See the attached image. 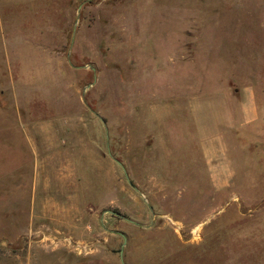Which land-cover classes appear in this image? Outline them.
Returning a JSON list of instances; mask_svg holds the SVG:
<instances>
[{
	"label": "rangeland",
	"instance_id": "rangeland-1",
	"mask_svg": "<svg viewBox=\"0 0 264 264\" xmlns=\"http://www.w3.org/2000/svg\"><path fill=\"white\" fill-rule=\"evenodd\" d=\"M247 85L264 96V0H0V264H264V116L213 182L187 104ZM32 175L74 230L17 215Z\"/></svg>",
	"mask_w": 264,
	"mask_h": 264
},
{
	"label": "crops",
	"instance_id": "crops-1",
	"mask_svg": "<svg viewBox=\"0 0 264 264\" xmlns=\"http://www.w3.org/2000/svg\"><path fill=\"white\" fill-rule=\"evenodd\" d=\"M12 83H14L13 79H11V86L13 85ZM262 94L263 93H260L252 85L243 86L233 91L228 89L227 91L219 92L211 97L209 103L205 106L207 110H202V102L206 97L195 95L188 98L187 104L189 114L193 117L195 130L199 136L201 153L210 171L211 177L209 180L213 182H229L233 180L235 171L233 169L234 163L232 159L236 156V152H238V133L240 129L257 123V121L264 116V96ZM204 112L207 113V116L203 114ZM205 117H207V125L203 127ZM25 120L26 130L20 125L22 121L20 115H17L14 117V121H11V128H13L15 132L14 126H16L24 134L21 137L28 144V149L32 151L34 160L42 159L43 163H45L44 167L47 169L46 163L48 159L37 156L35 152L38 149L35 147L36 142H33L27 134L32 131V122L30 119ZM39 121L40 120L35 123ZM48 124L49 125L45 127L54 128L49 130L52 136L48 148L51 150L57 139L55 130L58 122L55 120H48ZM22 162L18 163L19 168L22 167ZM19 168H15L11 173L19 172ZM45 173L46 170L44 171V174ZM44 178L46 179L45 176ZM16 180H20L19 175ZM34 181L32 175L30 205L26 209H23L20 205H16L14 211L17 215L23 213L27 217L25 221L29 222L32 228L35 224L34 222H39V220L34 221V215L45 214V218H47L51 224L50 226H46L47 228L56 231L74 230L75 226L71 218L74 207L67 208L65 204L57 201L59 197H64L61 192L62 190L52 191L51 188L46 185L42 193H37V185L33 183ZM67 197L72 198L73 196L70 194ZM11 213H13L12 210ZM12 224L14 223H11V227L14 226ZM48 239L53 240V238L50 237H48ZM45 244L49 245L48 242H45ZM53 259L54 261H58L56 260L58 257H46L47 261ZM67 264H79V261L76 260L75 262H68Z\"/></svg>",
	"mask_w": 264,
	"mask_h": 264
},
{
	"label": "water",
	"instance_id": "water-1",
	"mask_svg": "<svg viewBox=\"0 0 264 264\" xmlns=\"http://www.w3.org/2000/svg\"><path fill=\"white\" fill-rule=\"evenodd\" d=\"M125 242V241H124Z\"/></svg>",
	"mask_w": 264,
	"mask_h": 264
}]
</instances>
